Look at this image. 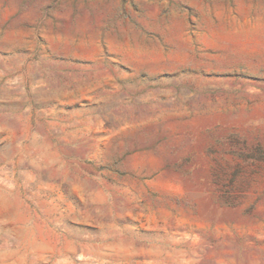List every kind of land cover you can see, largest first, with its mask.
I'll return each instance as SVG.
<instances>
[{
    "label": "rangeland",
    "instance_id": "rangeland-1",
    "mask_svg": "<svg viewBox=\"0 0 264 264\" xmlns=\"http://www.w3.org/2000/svg\"><path fill=\"white\" fill-rule=\"evenodd\" d=\"M257 109L264 0H0V264H264Z\"/></svg>",
    "mask_w": 264,
    "mask_h": 264
},
{
    "label": "bare ground",
    "instance_id": "bare-ground-1",
    "mask_svg": "<svg viewBox=\"0 0 264 264\" xmlns=\"http://www.w3.org/2000/svg\"><path fill=\"white\" fill-rule=\"evenodd\" d=\"M263 111L260 110V109H257L253 114L251 115H247V114H242V115H239L237 117H230V118H227V117H221V120L224 121V122H230L231 124H242L243 123H246V122H249L251 120H254V119H257L259 117H261L263 115ZM207 122V121H206ZM204 124L203 122H198L196 123L197 126L199 125H202Z\"/></svg>",
    "mask_w": 264,
    "mask_h": 264
}]
</instances>
